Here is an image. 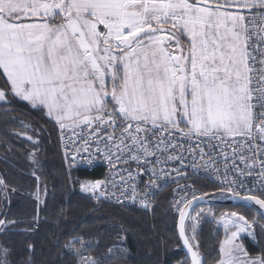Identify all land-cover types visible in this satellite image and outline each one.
I'll use <instances>...</instances> for the list:
<instances>
[{
    "label": "snow or ice",
    "instance_id": "6c2138e0",
    "mask_svg": "<svg viewBox=\"0 0 264 264\" xmlns=\"http://www.w3.org/2000/svg\"><path fill=\"white\" fill-rule=\"evenodd\" d=\"M17 100L71 133L69 170L101 156L116 169L76 181L97 202L149 209L164 188L214 175L216 193L184 184L172 201L180 264H205L197 228L208 217L223 229L214 264H264V0H0V102ZM15 191L0 177L5 209ZM215 201L258 210L217 216ZM19 224L0 212V264H35L2 239ZM38 227L37 215L21 231ZM64 247L79 264L113 261V248L85 255L82 236Z\"/></svg>",
    "mask_w": 264,
    "mask_h": 264
},
{
    "label": "trees",
    "instance_id": "16d2710c",
    "mask_svg": "<svg viewBox=\"0 0 264 264\" xmlns=\"http://www.w3.org/2000/svg\"><path fill=\"white\" fill-rule=\"evenodd\" d=\"M13 120L24 121L41 132L44 148L43 154L37 156L38 164L32 163L26 146L10 134L21 131L19 122ZM103 174L98 170L76 172L68 177L102 179ZM0 177L16 189L7 209L0 201V212L6 211L9 217L21 221L7 237H2L14 246L13 259L25 260L30 255L35 264H77L74 258L63 253L64 245L74 237L99 240L101 246L97 251L106 253L119 234H124L130 254L116 253L112 264H180L186 257L177 232L169 226L166 228V216L170 212L169 194L158 199L154 215L149 216L97 205L88 196L75 193L76 186L65 180L54 137L45 130L42 116L24 105L0 107ZM196 185L202 192H217L210 184L199 182ZM36 192L46 193L41 195L42 203L35 197ZM212 208L235 209L249 216L256 213V210L243 207ZM37 215L39 227L34 232H22L21 229ZM201 237V255L205 264H214L218 245L211 228H207ZM25 241H30L34 249L26 248ZM245 246L253 252L257 250L247 242Z\"/></svg>",
    "mask_w": 264,
    "mask_h": 264
},
{
    "label": "built area",
    "instance_id": "2783aa9c",
    "mask_svg": "<svg viewBox=\"0 0 264 264\" xmlns=\"http://www.w3.org/2000/svg\"><path fill=\"white\" fill-rule=\"evenodd\" d=\"M43 123H44L45 130H47L49 133H51V135L54 137L56 151L58 153V157H59V161H60V165H61V170H62L64 177L66 176V174L69 175V174L76 173V172L93 173L95 171L102 170L104 173L102 179H104L105 177H108V176L112 175L113 173H115L116 169H112L111 165L107 161H105L102 156L99 160L94 161L93 164L89 165L87 168L72 166L71 169L69 170V162L65 158V151H66V149L70 151L71 145L68 144L67 141H68V137L71 135V133L67 132V130L61 131V129L59 128V125H57L56 123H49V122L44 121V120H43ZM118 167L124 168L126 166L125 165H119ZM133 170H135L134 166H133ZM116 180H117V183H119V176L116 177ZM199 182L210 184L214 188H216V184L218 183V181L215 180L214 175L210 178H205V175L202 173L199 179L197 177L193 176L192 179L187 180V181H182V183H180L179 185L172 184L170 187H166L162 191H159L158 195H156L152 199V201H151L152 207L149 209H145V208L141 207L138 203L128 202L127 206H125L124 204L115 203L114 200H109V199H104V198H102L100 201L97 202L96 199L92 195L89 196V199H90V201H92L93 203H95L97 205L113 207V208L120 209L123 211H128V212L145 213L149 216H153L158 199L163 194H169V197H170L169 210L178 217V214L175 212V210L173 208V204H172L174 197L175 198L179 197L178 190L180 188H183L184 184H189V185L194 184L196 187V190L199 192H202L196 185V183H199ZM185 195H190V193H186ZM121 235L122 234H119L115 237L113 242L110 244L109 248H113V254L114 255L116 253H120L121 255L128 256L130 254V250L125 243V238H123L122 240L120 239ZM85 241H87L91 244L90 250L85 252L84 253L85 255H91V256H94L97 258H101V259L104 256L108 255L107 252L106 253H100L97 251L98 248L101 246V243L99 240L85 239ZM117 244H120L123 248L126 249V251L117 252V249L115 247H113L114 245H117ZM76 247H79V245H76ZM63 253H64V255H66L68 257L74 258L76 260V263L79 264V257L76 256L72 250L64 247Z\"/></svg>",
    "mask_w": 264,
    "mask_h": 264
},
{
    "label": "rangeland",
    "instance_id": "374dc122",
    "mask_svg": "<svg viewBox=\"0 0 264 264\" xmlns=\"http://www.w3.org/2000/svg\"><path fill=\"white\" fill-rule=\"evenodd\" d=\"M17 103L21 104L22 101L17 100ZM15 105V104H14ZM13 104L10 106H14ZM5 106V105H0ZM7 107H9V105H7ZM30 109V108H29ZM15 119V118H13ZM13 122H19V126L21 127V131H12L10 134L14 135L15 137H17L22 143L23 145L26 146L27 150L29 151V153H35V156L37 157L39 154L42 155L43 153V148H44V144H43V138H42V134L40 131L36 130L34 127H32L30 124L24 122V121H18V120H13ZM27 125V127H26ZM26 133V135H25ZM27 136H32L34 141H37L38 143H33V141H29L27 139ZM70 175V174H69ZM66 174L65 176V180L72 184L73 187L76 186V188H74L75 193H79L81 195L84 196H91L90 193H84L80 190L78 183L76 182L78 179H76L74 176H70ZM68 182L66 184H68ZM67 187V185H66ZM207 208V207H205ZM214 212L217 214V216L222 213V212H227V211H233L235 209L232 210H215L213 209ZM170 211V210H169ZM238 211V210H235ZM240 212V211H239ZM242 213V212H241ZM244 214V213H242ZM168 217L166 216V228L171 227V229L175 232H177V225H178V217L173 214L171 211L167 213ZM246 216H249L247 214H245ZM171 224V225H168ZM211 228L212 230V235L213 238L217 241V245L219 243V240L223 238V229L220 228L217 223L211 218L208 217L207 219H202L200 221L199 227L197 228V233H198V240L200 243V248L201 246V242L200 239L202 238L201 235L202 233L207 229V228ZM120 229L122 227H119ZM168 228V229H169ZM205 228V229H204ZM124 235V234H123ZM244 242L249 243L250 245H252L253 247H255L256 249L258 248L257 244L255 242H253L250 238L245 239ZM202 252V249H201Z\"/></svg>",
    "mask_w": 264,
    "mask_h": 264
},
{
    "label": "water",
    "instance_id": "95a60500",
    "mask_svg": "<svg viewBox=\"0 0 264 264\" xmlns=\"http://www.w3.org/2000/svg\"><path fill=\"white\" fill-rule=\"evenodd\" d=\"M202 207H208L209 205H201ZM211 207H236L232 201H215L213 202L211 205ZM258 210V208L256 209V211ZM187 223V222H186ZM177 234H178V238H179V228L177 225ZM180 240V239H179ZM181 246H182V240H180ZM183 248V247H182ZM183 251L185 253V255H187V250L183 248ZM204 259V258H203ZM205 262V260H204Z\"/></svg>",
    "mask_w": 264,
    "mask_h": 264
},
{
    "label": "crops",
    "instance_id": "0c3cea01",
    "mask_svg": "<svg viewBox=\"0 0 264 264\" xmlns=\"http://www.w3.org/2000/svg\"><path fill=\"white\" fill-rule=\"evenodd\" d=\"M14 104L16 105V104H19V103L15 102ZM14 104H13V105H14ZM0 105H5V104L2 103V102H0ZM20 105H24V106L30 108L32 111H35V112L39 113V114L42 116V118H43L44 121H47V122H49V123H55L54 121H52V120H50V119L44 117L39 111L32 109L31 106L28 105L26 102H22ZM0 107H1V106H0ZM2 107H7V105L2 106ZM9 107H11V106L9 105ZM36 193H37V192H36ZM35 197H36V195H35ZM41 197H42V196H41Z\"/></svg>",
    "mask_w": 264,
    "mask_h": 264
}]
</instances>
